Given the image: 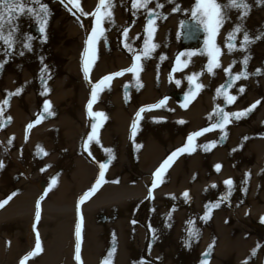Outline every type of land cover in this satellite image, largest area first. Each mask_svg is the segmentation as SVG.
<instances>
[{
    "label": "bare ground",
    "instance_id": "obj_1",
    "mask_svg": "<svg viewBox=\"0 0 264 264\" xmlns=\"http://www.w3.org/2000/svg\"><path fill=\"white\" fill-rule=\"evenodd\" d=\"M256 1L248 2L251 10L243 22L252 36L264 30V7L259 6ZM45 2L51 9L46 39L33 40L32 50H25L23 55L16 54L20 48L17 45L16 52L4 67L0 68V105H3L6 99V90L15 93L17 88L24 86L20 94L10 97L9 104L4 105V110L0 112V119L4 121L0 123V161L5 164V167L0 168V202L6 201L0 206V264H21V261L23 264H75L73 256H76L78 224L79 264H104L105 260L108 264H183L185 258L189 263L196 264L202 261L203 252L209 255V260L203 261L204 264H224L225 259L230 260L231 256L236 257V260L244 259L251 242L253 243L255 239L253 234L251 238L246 237V232L264 217V140L255 141L247 137L244 145L246 152L239 151L243 145L242 138L248 134L246 131L244 133L246 127L243 130L238 125L228 123L223 130L211 129L205 136L193 137V151L177 153L172 158L162 180H156L157 186L152 189L154 199L148 198L155 170L175 149L187 144L186 138L189 134L197 132V128L206 123L210 114L214 116L219 111L216 89L225 84L227 76L224 69L228 68L233 60L238 62L231 68L232 87H226L222 92L237 96L234 101L236 110L249 108L260 98H257L258 96L264 95V72L262 75H255L258 68L264 69V38L250 46L251 59L247 71L253 74L246 79L234 78V74L243 69V64L239 61L246 53L238 47L229 53L227 47L222 44L221 38L238 22L242 9H232L229 13L231 19L219 30L216 43L221 44V55L217 58L220 67L214 69L215 75L210 78L193 76L189 81L187 77L199 72L211 57L208 56L206 45L199 46L198 52H203V58L197 54L189 57L187 55L189 53H185L180 63L188 60L191 65L184 74L180 72V63L176 62L178 45L174 36L175 14L172 12L175 5L161 0L165 6L159 11L168 15L166 19L159 17L155 19V31L153 36L149 37L146 31L145 9L134 10L131 0H124L123 4L116 0V6L111 9L115 23L105 22L102 25L107 30L106 36L112 45L105 50L101 46L106 41L103 38L98 40L97 53L91 60L89 69L95 80H101L105 75L131 68L135 62L134 54L125 47V44H131L135 54L141 55L140 69L138 72L125 71L113 77V80L106 82L105 89L97 92L94 103L96 106L101 102L100 112H103L105 117L97 129L99 142L89 141L87 147L91 153L90 159L95 160V164L107 162L110 166L109 174L120 175V180L119 185L115 183L98 197L95 196L96 193L90 194L82 201L81 209L78 210L77 203L85 193L86 184L89 183V189L92 187L96 181L92 183L90 181L94 175L98 177L97 172L84 159L76 161L63 159L64 154L70 153V149H73L80 136V133L71 129V126L66 132L56 128L45 131L44 134L37 131L43 122L39 118L41 116L39 110L44 105L43 97L52 91L45 87L37 89L35 70L42 68V64L36 61H39L40 57L45 59L48 56L58 57L68 53L79 54L80 62L76 67L83 68L86 34L94 26L95 17L84 16L74 0H66L64 3L61 0ZM79 2L85 12L93 13L99 0ZM177 2L183 9H190L193 6V0ZM148 8L156 9L155 0ZM30 21L35 19L29 15L20 17L18 23L21 33H29ZM38 28L32 26L36 33ZM124 28L128 29L126 36H122ZM78 30L84 34L80 37L81 41L78 39ZM237 36L240 44L243 33ZM145 39H148L149 43L155 42L160 45L153 51L150 59L142 56ZM161 54H166V58L161 59ZM5 58L4 53L0 52V60ZM177 80L180 81L179 85L176 83ZM196 82L203 87L197 89ZM241 85L245 86L242 94L238 91ZM253 85H259V88L250 89ZM95 86L96 84L92 86L90 83L87 88L86 96L83 98L87 100L86 105ZM177 87L186 88V91L191 89L190 92L195 94L188 101L186 108L180 103L182 99L180 102L177 100L179 98L176 95L179 92H172ZM164 97L168 99L163 106L145 108L140 118H136V113L141 107L157 104ZM219 97L226 104L225 96ZM52 101L51 108L44 114L51 118L56 117L54 107L58 104L54 98ZM134 119H137V128L133 136L131 126ZM180 120L185 123H179ZM30 123L33 126L28 129L27 125ZM13 134V143L8 146L7 142ZM221 136L226 141L225 145L222 144ZM212 141L217 143L213 145L210 143ZM38 144L47 155L38 154ZM28 146L37 155H42V162L34 164L32 162L34 167L44 168L45 165H50L54 169L62 165L65 168L63 175L54 177L58 178L60 191L68 192V196L72 195L71 205L74 212L69 208L63 210L62 205L60 210L57 208L58 214L70 218L67 222L61 223L46 217L47 202L41 204V216L37 220L35 214L39 199L35 202L34 216L27 213L32 210V199H27L22 202L24 212L27 213L22 218L25 220L18 218L15 191L30 181ZM5 147H8L7 152ZM252 157L259 158L262 165L253 183L249 177L245 179L247 172L240 175L237 171L239 167L247 168V163ZM218 163L221 164V168L216 172L218 170L215 165ZM247 171L249 173L250 170ZM210 172H213L211 176L217 181L216 186L220 187L218 189L212 186L214 188L212 193L216 196L207 194L206 189V191L200 189L202 186L200 184ZM195 173L198 174L199 182L196 184L191 179ZM75 174H82V178L79 183L72 186L70 181L74 179ZM16 175L19 176V181L14 180ZM229 178L234 182L232 186L224 183ZM114 188H117L116 193L113 192ZM186 190L189 192L187 198L183 196ZM194 191L197 195L195 198ZM222 194H229V199L235 200L238 211L234 213V220L230 212L232 203L225 207L215 206L207 209V218L201 219L206 211L207 201L218 200V197L222 198ZM116 201H120L121 204L117 217L106 224H101L97 219V211L103 209L110 213ZM169 212L171 218L166 215ZM190 218H195V226L201 231L199 239L193 240L191 247H187L185 228L190 226L185 222ZM169 223L171 227L167 226ZM149 224L156 230L155 238L149 231ZM34 225L41 230L39 233L41 254L38 256L36 250V255L27 256L25 259L26 256L22 254L23 247L28 248L32 245L35 249L34 236L38 232L30 230ZM210 244L213 245L211 248ZM187 253L189 255L185 257ZM255 264H264V253L259 255Z\"/></svg>",
    "mask_w": 264,
    "mask_h": 264
},
{
    "label": "rangeland",
    "instance_id": "obj_2",
    "mask_svg": "<svg viewBox=\"0 0 264 264\" xmlns=\"http://www.w3.org/2000/svg\"><path fill=\"white\" fill-rule=\"evenodd\" d=\"M47 1H53V0H47ZM184 1V0H183ZM252 1V0H247V2ZM257 2V1H256ZM264 7V5H259ZM175 28H174V36H175V40H176V45H178L177 47V52L176 55L180 56V59H182L185 56V53H195L198 56H201V58H203L204 54L199 53V46L204 47L205 41H206V37H207V33L205 32L203 26L201 24L198 23V21L196 19H194L190 14L187 13H183L180 14L179 12H175ZM185 20H194L195 22H197L198 25H200L203 28V33L202 36L194 41V42H183V35L182 32H184L182 30V24ZM29 28L28 31L30 34L36 36V37H40L41 33H36L33 29L32 26H38V23L36 21H30L29 23ZM76 28V26H74V29ZM78 39L79 41H81L82 39H80V37H82L83 32H81L80 30H78ZM91 29H89L88 33L86 34L87 38L88 35L90 34ZM219 35V34H218ZM217 35L216 39L219 37ZM227 35V34H226ZM221 37V36H220ZM37 38L35 39V41H38ZM222 39V44L223 46H225V36ZM238 36L236 37V45L238 46L239 42H238ZM111 40L107 39V41L105 43H103V45L101 46V48L107 50L110 46H111ZM221 46V44H218ZM193 56V55H191ZM40 57V56H39ZM80 59L79 54L76 55L75 54H71L68 53V55H59L58 57L55 56H48V58L43 59V62H41V59L36 60L37 63L39 62L40 64L43 63V65H47V71L41 73V69L35 70L36 72V76H35V82H36V87L37 89H40V87L42 88H48L49 90H51L52 92L48 95H46L45 97H43V101L45 102V100L50 101V103L52 104V100L54 98V100L58 103L57 106L55 105V110H56V117H49L44 116V114L46 113L44 110V105L40 108L39 112H40V120L43 121L40 124V128L37 130L39 131L41 134H44L45 131H52V129H57L59 131H69V126H71V129H73L74 131H76L77 133H80L79 136V140L77 138L76 143L73 146V149H70V153H66L64 154L63 159L64 160H70V161H76L78 159H84L86 161V163H88L97 173V176L99 177V172H100V164H95L94 161L90 159L89 157V153L90 150L88 149V147H85V142H86V138L87 135L89 133H91L92 131V124L97 123L99 125H101L102 119L96 116H90L89 115V110L87 108L86 105V101L83 98L86 96V92H87V88L89 87V84L92 83L93 84H97L100 79L95 80L91 69H89L88 72V77L86 78L85 76V72H84V67H76V64H78L80 61L78 60ZM186 61V60H185ZM185 61H183L182 63H180V72L182 74H184L186 72V70L188 69V67L191 65L190 62L187 63V65H185ZM206 62V61H205ZM207 63H205L206 66ZM203 68V67H202ZM202 68L199 70V72L197 73H201ZM216 71V70H215ZM256 76H258L257 74H255ZM262 75V72L259 74ZM212 77L213 74L207 72L206 70H203V74L200 75V77ZM251 77V75L248 76V78ZM113 80V79H111ZM109 80V81H111ZM108 82V81H106ZM106 82L101 85V89H105L104 86L106 84ZM197 85V82H196ZM256 88H259V85H253L250 87V89L255 90ZM100 90V89H99ZM98 90V92H99ZM176 92L177 91L179 93H182L183 95H185V100L180 102V99H177L181 104L187 103L188 101L192 98V96H195V94L193 92H190L189 90L186 91V88H180L177 87L176 89L172 90V92ZM215 94V93H213ZM186 97H188V99H186ZM260 97V98H259ZM257 98H259L256 101H260L259 104L256 105V107L254 109H252L250 112H248L247 115L237 119L235 117H230V124H233V126H240L241 129L244 130V128L246 127V130H244V133L246 131V133H248L245 137H248L250 139H254L255 141L257 140H264V95L258 96ZM95 101V100H94ZM255 101V102H256ZM55 102V103H56ZM216 102H219V105L221 106V108L223 110H228L231 112H237V111H241V110H236L235 108V102H233L232 104H225L224 102H222L221 97H216ZM254 104V103H253ZM252 104V105H253ZM102 105L101 102L97 103V105L95 106V103L93 102L92 105V112L93 113H97L100 112L102 110ZM42 110V111H41ZM236 110V111H235ZM66 120V121H65ZM206 123L202 124L201 126H199L197 128V131L201 130V129H207V131L203 132L200 136H205L208 133H210L211 129H216L213 128L212 125L215 123L219 122V117L214 115L212 116L211 120L208 119L205 121ZM100 128V126L98 127V129ZM218 129V128H217ZM82 137H84L85 139H82ZM188 138V137H187ZM186 138V142L188 143V139ZM54 140H59L58 138H53ZM52 139V140H53ZM191 141V147H194V142ZM243 140V145L242 147H240L239 151L241 152H246L244 149V145L246 143V141L248 139H244V137L242 138ZM221 141L223 142L222 144L225 145V139H221ZM70 147V146H69ZM29 151V157L28 160L29 165H28V170H29V176H30V181H28V183H26L25 186H21L19 188H16L15 191V196H16V200L18 202L17 204V210H18V218L22 219L24 218V214L26 212H24L23 209V205L22 202H24L25 200L27 201V199H32V210L27 211L28 215L34 216V212L36 211L35 208V202L36 200L39 199V204L41 206V204H46V208H48V212L46 213V217L52 218L53 220H58L59 222L63 223V222H67L68 220H70V218H68L67 216H62L61 214H58L61 208V205L63 206V210H65L66 208H69L71 211L74 212V207H72L71 205V196H68V192L60 191V185L58 182V178H56V182L53 183V179H51L54 176L59 177L60 175H63V173L65 172V168L62 167V165L56 167V168H52V167H48L45 169L44 168H37L34 167L33 164L34 162H42V155H37L35 151H33L29 146H28V150ZM51 156V155H50ZM263 158H264V154H263ZM52 159V157H51ZM89 160V161H88ZM260 159L252 157L251 160L249 161V163H247V168H243V167H239L238 168V173L240 175H243V172H247V169L250 170L249 172L250 174V180L253 183V181H255V176L257 171H259L260 166H262L259 163ZM33 162V164H32ZM110 166L108 165L105 168V177L104 179L101 181L100 185H96V191L91 193L92 195L94 193L96 197H98V195L105 193L106 191H108L107 189L110 188V186H114L115 183L118 184L119 180H120V175H110L109 174V169ZM41 169H45L44 171H41ZM246 170V171H245ZM216 172H219L216 171ZM213 172H210L209 175L206 176V179H204V181H202V183L200 185H202L200 187V189L207 191V194H213V183L216 186V182L214 180V178L211 176ZM82 174H75L74 175V179H71V184L72 186H75L76 183H79L81 181V177ZM97 177V178H98ZM96 176L94 175L93 178H91L90 183L94 182V180H97ZM193 183H199L198 182V174L195 173L192 177H191ZM15 181H19V176L16 175L14 177ZM89 183L86 184L87 188L85 190L88 191L89 190ZM95 185L92 184L91 186L93 187ZM119 185V184H118ZM91 187V188H92ZM218 189L220 187H218V185L216 186ZM216 188V189H217ZM117 188L113 189V192H115ZM206 189V190H205ZM216 196V194H213ZM193 196L194 198L197 196L196 192H193ZM42 198V199H41ZM218 200L215 199H210V201L208 200L206 204H208L209 202H211V206L209 209H211L212 207L215 206H228V205H233L232 209H230V212L232 214L233 220H234V213L238 211V208H236L235 206V200L233 198L229 199L228 201L226 200H222V198L218 197ZM58 201V202H57ZM57 202V203H56ZM69 204V205H68ZM243 204L245 205V201L243 202ZM120 201H116L114 202V206L112 211L109 213L106 210L100 209L97 211L96 215H97V219L101 224H106L107 222H109V220H115V218L117 217V213L119 211V206H120ZM183 207V206H182ZM58 208V209H57ZM32 211V212H31ZM41 208H40V216H41ZM50 211H53L54 213L51 214L49 213ZM66 211V210H65ZM26 213V214H27ZM36 215V214H35ZM45 215V214H44ZM102 216L104 218H102ZM73 220L75 219L74 217L72 218ZM25 220V219H22ZM31 222V221H30ZM133 223L135 224V221H133ZM31 224V223H30ZM258 225V226H257ZM32 232H38L41 233V230L39 229V227H37L36 225H34L33 227H30ZM252 234L255 236V239H253V243L251 242V247L249 248L247 254L245 255L244 259L241 260H236V257L231 256L230 260L229 259H225L224 264H242V262L245 261L246 258H248L252 252V250L254 248L257 247V242H260V244H264V226H263V222L261 220L257 221L255 223V226L252 227V229H250L249 231L246 232V237L251 238L253 237ZM32 234V238H33ZM35 240V244H36V240H37V235L34 236ZM23 255L24 256H28V253L33 251L34 248L33 246H29L28 248L23 247ZM38 251V256H40L41 251L40 249H36ZM264 253V247H261L257 254L252 257L249 261L248 264H255L256 261L258 260L259 255ZM205 252H203V255L201 257L202 261L196 264H204L203 261L206 262L209 260V255H204ZM189 253L185 254V257H188ZM191 256V255H190ZM188 259L185 258L183 264H191L187 261ZM237 261V263H236ZM48 262V260H47ZM73 262L75 264H79V261L76 259V256H73Z\"/></svg>",
    "mask_w": 264,
    "mask_h": 264
},
{
    "label": "snow or ice",
    "instance_id": "obj_3",
    "mask_svg": "<svg viewBox=\"0 0 264 264\" xmlns=\"http://www.w3.org/2000/svg\"><path fill=\"white\" fill-rule=\"evenodd\" d=\"M62 3L66 2V0H61ZM76 3L77 8L80 10V12L84 16L92 15L95 17V23L94 26L91 28V32L88 35V38L86 39V46L84 49V72L86 78L88 77L89 72V64L91 63V60L96 56L97 53V44L98 40L100 38H103L105 41H107L106 36V29L102 26L103 23L108 22L111 24L115 23L114 15L111 9H113L116 6V0H99L98 5L96 7V10L93 13H88L83 10V8L80 7L79 0H74ZM153 0H131L132 8L135 10L137 8H144L145 12L147 14V35L149 37L153 36V33L155 31V19L156 18H167L166 13L159 11L163 9L165 6L164 3L161 2V0H155L156 3V9H150L148 8V5L152 3ZM120 3L123 4L124 0H120ZM166 3H171L175 5L172 9V12H187L190 13V15L198 21L199 24H201L207 33L206 37V46L208 50V56L211 57V59L208 61L206 66H203L201 73H192V75L188 76L187 79L189 81L192 80L193 76H199L203 74V70H206L209 73H212L215 75L214 69L216 67H220V63L218 61V57L221 55V46L216 43V37L219 33V30L223 28L224 24L227 23L231 17H230V11L232 9L241 10L240 16L238 17V22L233 25V28L229 30L227 35L225 36V46L227 47V51L229 53H232L234 50L239 48V50H242L246 53V55L239 61L243 64V69L239 73L234 74V78L236 80H239L241 78H247L249 75H252L253 73H249L247 71L249 60L251 59V52H250V46L254 44L257 40L264 38V30H260L255 36L250 35L249 30L244 26V20L247 16V14L251 10V5L247 2V0H193V6L190 9H183L182 6L177 2V0H166ZM257 3L260 5H264V0H257ZM71 10V9H70ZM23 15H29L32 16L35 21L38 23L39 33L43 34L40 37H36L30 33H21L19 28V19ZM51 16V9L49 5L45 2V0H0V52H3L5 55V59L0 60V68H3L4 65L8 62V60L13 56V53L16 52V46L19 45V51L16 54L23 55L25 50L31 51L33 48L32 41L40 38L41 40L46 39V27L49 21V18ZM128 32L127 28H124L122 31V36H126ZM243 33V40L240 42V44L236 45V37L237 34ZM160 45L158 43L152 42L149 43L148 39L144 40V46L142 50V56L145 59H150L152 56L153 51L158 48ZM125 47L128 48L130 52H133L135 62L133 63L131 68L128 69H122L119 72L111 73L108 75H105L93 88L91 93V99L88 102L87 108L89 110L90 116H96L101 119L105 117V114L103 112H92V105L93 101L97 99V90L101 89V85H103L106 81L111 80L115 76L121 75L125 71H131V72H138L140 69V63H141V55L135 54V49L132 48L131 44H125ZM189 57L191 55H195V53H189L187 54ZM161 59L166 58V54H161ZM41 62H43V57H40ZM177 64L180 63V56L178 55L176 57ZM189 61L186 60L184 63L187 65ZM238 61L233 60L232 63L229 65L228 68H225L224 71L227 76V80L225 84H222L218 86L216 89L217 96L220 95L225 96V102L226 104H232L236 99L237 96L230 95L223 93L222 90L232 87V81H233V73L231 72V68L237 63ZM47 65H43L41 68V73L46 72ZM261 72H264V69H257L256 73L259 75ZM177 85L180 84V81H176ZM24 86H21L20 88H17L15 93H12L10 91L6 90V99L3 103V105H0V112L4 110V105H8L10 101V97L14 94H20L23 90ZM197 89H200L203 87L201 84L196 85ZM191 91V89H190ZM239 93L242 94L245 91V86L241 85L239 87ZM168 99V97H164L161 101H159L157 104L154 105H146L141 107V109L136 113V118L139 119L141 116V113L145 110V108H155L163 106L165 101ZM188 99V97H186ZM260 101H256L253 105L249 106V108H246L241 111L237 112H225L222 109H220V106L217 105V109L219 110L215 114L219 117V122L212 125L213 128H220L224 129L225 125L230 123V117H235L237 119L245 116L250 112L252 109L256 107L257 104H259ZM183 107H187L188 104L184 103L182 105ZM51 108V103L48 100H45L44 102V110L45 112H48V110ZM212 116L210 114L209 119L211 120ZM9 117V122H10ZM137 119L133 120L132 123V133L133 136L135 135L136 128H137ZM157 119H163V118H157ZM0 123H4L2 119H0ZM179 123H185V121L180 120ZM33 126L32 123L27 125V128L30 129ZM100 125L97 123L92 124V131L87 135L85 147H87V142L96 140L98 141L97 137V129ZM207 131V129H201L197 132L190 133L188 136V143L180 148L175 149L162 163L161 165L155 170L153 173L154 180L149 186V194L148 198L154 199L152 189L155 188L156 180H162L163 173L165 172V169L169 166V162L172 160L173 157L177 155V153L182 152H191L193 151V148L191 147V141L193 137H197L201 135L203 132ZM221 139H224L223 136H221ZM244 139H247V137H244ZM14 140V134L12 137L8 140V146H11ZM213 145L217 143V141L210 142ZM38 154H44L47 155V152L43 149L41 145H37ZM207 150V149H205ZM8 151V147H5V152ZM91 154V153H89ZM109 155L111 156V150H109ZM110 162V161H109ZM108 166V163H100V172L99 177L97 178L95 185L90 188L87 192L84 193V195L81 197V201H83L85 198H87L91 193L96 191V185H100L101 181L105 177V168ZM5 167V164L3 161H0V168ZM47 167H50V165H45V169ZM215 168L219 170L221 168V164H216ZM45 169H41V171H44ZM250 177V172L245 174V179ZM53 183L56 182V178L53 177ZM226 185L232 186L233 180L232 178L227 179L224 181ZM215 187V185H213ZM230 194V192H229ZM229 194H222V200H228ZM14 195V193H13ZM184 197H189V192L186 190L183 193ZM10 198V197H9ZM42 199V198H41ZM4 202H0V206H2ZM211 206V202L205 205L206 211L204 213V216L201 217V219H206L208 216V211ZM155 209H153L154 211ZM169 218H171V212L166 214ZM40 218V204L39 201L37 202V212H36V219L39 220ZM261 221L264 222V217H261ZM186 225H189L190 227L185 228V232L187 233V236L185 238V244L187 247H191L193 240H198L200 236V229L195 226V218H190L187 220ZM168 227H171V224H167ZM149 231L152 233L153 238L156 237V230L152 228V225H148ZM76 235L78 238V242L76 245V259L80 260V243H79V237H80V226L77 225ZM214 244V242H213ZM213 245L210 244L209 248H211ZM264 247V244H260V242H257V247L254 248L248 258L245 259L242 264H248V261L254 257L258 250ZM41 248V242L39 238V233H37V240L35 249L28 253V256H34L36 255V249ZM111 254V253H110ZM204 255H208V253H205ZM27 259V256L25 257ZM21 264H23V261H21ZM104 264H108V261L105 260Z\"/></svg>",
    "mask_w": 264,
    "mask_h": 264
},
{
    "label": "water",
    "instance_id": "obj_4",
    "mask_svg": "<svg viewBox=\"0 0 264 264\" xmlns=\"http://www.w3.org/2000/svg\"><path fill=\"white\" fill-rule=\"evenodd\" d=\"M183 26V42H189V41H194L199 34L202 33V28L197 25L194 21L190 22V21H185L182 24ZM179 99L183 100V95L182 94H178L176 95Z\"/></svg>",
    "mask_w": 264,
    "mask_h": 264
}]
</instances>
